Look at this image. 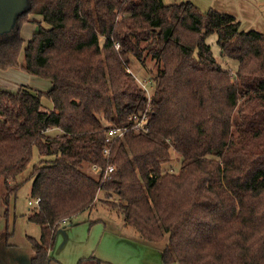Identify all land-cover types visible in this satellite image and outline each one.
I'll return each mask as SVG.
<instances>
[{"label":"trees","instance_id":"obj_1","mask_svg":"<svg viewBox=\"0 0 264 264\" xmlns=\"http://www.w3.org/2000/svg\"><path fill=\"white\" fill-rule=\"evenodd\" d=\"M30 15L41 19L24 46ZM213 32L234 70L212 54ZM22 50L21 68L50 82L0 88L4 203L9 181L39 157L28 173L41 226L30 264H49L63 218L92 209L99 192L140 240H165V264H264V33L191 1L27 0L0 33V70L17 68ZM131 57L157 66L149 99ZM143 112L148 129L103 155L105 130ZM172 153L177 172L165 169Z\"/></svg>","mask_w":264,"mask_h":264},{"label":"rangeland","instance_id":"obj_2","mask_svg":"<svg viewBox=\"0 0 264 264\" xmlns=\"http://www.w3.org/2000/svg\"><path fill=\"white\" fill-rule=\"evenodd\" d=\"M183 1H191L202 12L214 8L232 14L240 22L242 30L253 29L264 33V0H176L174 2ZM22 2L24 7L25 0H16L15 5ZM29 17L32 21L23 23L20 29L24 46L37 28L36 23L33 22L37 16L30 15ZM1 22L3 29L9 30L5 26L6 21L2 20ZM44 26L47 27V25ZM216 39L215 32L206 39L216 61L222 67L234 70L236 61L220 54ZM130 59L129 71L140 84L147 87V92L151 95L153 84L150 78L155 74L157 68L155 62L147 59L143 65L133 57ZM18 61L17 68L0 70L5 73L0 74V88L14 92L21 84L41 91H46L50 87L49 80L31 75L21 68L24 64L23 50ZM47 105H51V102L43 96L42 109L48 110ZM52 132L56 133L58 130ZM38 159L37 151L34 150L33 157L26 169L15 180L9 181L8 188L13 189L17 186L7 194L6 203L3 202L6 188L0 177V252L7 255L6 261H0V264H15L10 260V257L19 252H22L23 255L28 253L31 255L30 244L33 240H39L41 235L40 224L30 220L32 214L37 210V205L28 204L29 200H33L30 196L33 177H28V173L32 164ZM164 165L165 169L177 172L179 158L175 153H172L171 159ZM114 199L115 197L106 198L103 192H99L92 209L80 212L69 220L63 218L62 226L57 229V231L59 229L63 231L57 234V238L49 250V264H165L162 260V247L165 240L160 243H148L140 240L132 228L124 225L122 216L115 210L117 208L112 206ZM91 220H93L92 223ZM65 225L67 227L63 229ZM66 236L67 241L65 242Z\"/></svg>","mask_w":264,"mask_h":264},{"label":"built area","instance_id":"obj_3","mask_svg":"<svg viewBox=\"0 0 264 264\" xmlns=\"http://www.w3.org/2000/svg\"><path fill=\"white\" fill-rule=\"evenodd\" d=\"M141 86L144 88V90L146 91V95L148 97V99L150 98V95L147 92V87L143 84H141ZM148 116L146 112L140 113V114H134L132 115V117L130 118V121L128 124L126 125H114V126H110L105 130V146L102 149V153L103 155H105L106 157L109 156V147L108 144L110 142H112L115 138H121L123 137V135L129 131L132 130L134 132H139L142 130H147L148 129ZM114 169L113 165H108V167L103 171L104 173V177L111 172ZM91 170L94 172H99L101 171V168L98 165H92ZM40 201L39 197L33 198V200H29L28 204H38V202ZM65 220V219H64Z\"/></svg>","mask_w":264,"mask_h":264},{"label":"water","instance_id":"obj_4","mask_svg":"<svg viewBox=\"0 0 264 264\" xmlns=\"http://www.w3.org/2000/svg\"><path fill=\"white\" fill-rule=\"evenodd\" d=\"M25 1L27 3V0ZM15 4H16V0H0V33L2 30L6 31L2 27L1 21L2 20L6 21L5 26L10 29L13 25L15 15L26 6V5L24 7L22 6L23 2L20 4L18 3L17 5ZM21 6L22 8H20Z\"/></svg>","mask_w":264,"mask_h":264},{"label":"crops","instance_id":"obj_5","mask_svg":"<svg viewBox=\"0 0 264 264\" xmlns=\"http://www.w3.org/2000/svg\"><path fill=\"white\" fill-rule=\"evenodd\" d=\"M174 1H176V0H163V2L165 3V4H171V3H181V2H174ZM183 2H186V1H183ZM37 16V19L36 20H40L41 19V17L39 16V15H36ZM5 74L4 72H0V74ZM51 107H52V103H51V105H47V108L48 109H51ZM55 130V128H52V129H50L49 131H54ZM93 222V220H91V223ZM64 226V225H63ZM67 227V225H65V227H63V229H65ZM60 231H63V230H58L57 232H56V238H57V234H59V232ZM64 241L66 242L67 241V236L65 237V239H64ZM89 243V242H88ZM32 250V249H31ZM26 255V254H25ZM25 255H23V253L22 252H19L18 254H16V255H14V256H12V257H10V260L12 261V262H14L15 264H30V259H31V257H32V255H33V251L31 252V255L28 253L26 256ZM48 255H49V253H48ZM6 259H7V255H5L4 253H2V252H0V261H6Z\"/></svg>","mask_w":264,"mask_h":264}]
</instances>
